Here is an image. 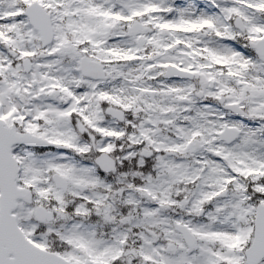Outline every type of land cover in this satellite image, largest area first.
<instances>
[{
    "label": "snow or ice",
    "instance_id": "snow-or-ice-1",
    "mask_svg": "<svg viewBox=\"0 0 264 264\" xmlns=\"http://www.w3.org/2000/svg\"><path fill=\"white\" fill-rule=\"evenodd\" d=\"M0 264H264V0H0Z\"/></svg>",
    "mask_w": 264,
    "mask_h": 264
}]
</instances>
